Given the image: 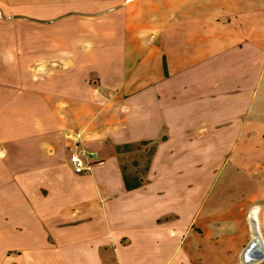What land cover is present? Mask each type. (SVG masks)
Wrapping results in <instances>:
<instances>
[{
  "label": "crops",
  "instance_id": "1",
  "mask_svg": "<svg viewBox=\"0 0 264 264\" xmlns=\"http://www.w3.org/2000/svg\"><path fill=\"white\" fill-rule=\"evenodd\" d=\"M8 103L0 264L264 260V0H0Z\"/></svg>",
  "mask_w": 264,
  "mask_h": 264
},
{
  "label": "built area",
  "instance_id": "2",
  "mask_svg": "<svg viewBox=\"0 0 264 264\" xmlns=\"http://www.w3.org/2000/svg\"><path fill=\"white\" fill-rule=\"evenodd\" d=\"M69 160L76 173L88 172L96 159V155L81 146L76 140L69 146Z\"/></svg>",
  "mask_w": 264,
  "mask_h": 264
},
{
  "label": "rangeland",
  "instance_id": "3",
  "mask_svg": "<svg viewBox=\"0 0 264 264\" xmlns=\"http://www.w3.org/2000/svg\"><path fill=\"white\" fill-rule=\"evenodd\" d=\"M9 105L4 106L3 108L0 107V116H3L2 119L5 118H10L13 116H18L19 114H21V111L23 109V107L20 104H15V103H8ZM2 109V110H1ZM16 116V118H17ZM141 171V170H139ZM140 174H138L139 176ZM219 251V250H218ZM204 264H209V263H204ZM256 264H264V260L260 261L259 263Z\"/></svg>",
  "mask_w": 264,
  "mask_h": 264
},
{
  "label": "water",
  "instance_id": "4",
  "mask_svg": "<svg viewBox=\"0 0 264 264\" xmlns=\"http://www.w3.org/2000/svg\"><path fill=\"white\" fill-rule=\"evenodd\" d=\"M258 236L259 237L257 238L256 242L254 243V248L247 251L248 254H250V255L253 254V256L256 260L262 259L263 255H264V249H263V245H262L261 240H260V235L258 234Z\"/></svg>",
  "mask_w": 264,
  "mask_h": 264
},
{
  "label": "bare ground",
  "instance_id": "5",
  "mask_svg": "<svg viewBox=\"0 0 264 264\" xmlns=\"http://www.w3.org/2000/svg\"><path fill=\"white\" fill-rule=\"evenodd\" d=\"M258 237L259 236H256V238L254 239V243L256 242V240H257ZM247 260H248V257H247ZM256 261H258V260H256L255 258H249V262H256Z\"/></svg>",
  "mask_w": 264,
  "mask_h": 264
},
{
  "label": "trees",
  "instance_id": "6",
  "mask_svg": "<svg viewBox=\"0 0 264 264\" xmlns=\"http://www.w3.org/2000/svg\"><path fill=\"white\" fill-rule=\"evenodd\" d=\"M140 183L138 182L137 184H135L134 186L130 185L129 183H126L127 187L128 188H132V187H135V186H138Z\"/></svg>",
  "mask_w": 264,
  "mask_h": 264
}]
</instances>
